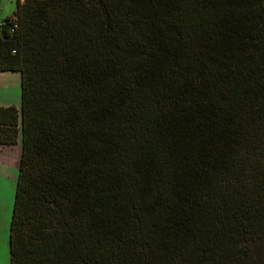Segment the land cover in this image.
I'll return each instance as SVG.
<instances>
[{
	"label": "trees",
	"instance_id": "trees-1",
	"mask_svg": "<svg viewBox=\"0 0 264 264\" xmlns=\"http://www.w3.org/2000/svg\"><path fill=\"white\" fill-rule=\"evenodd\" d=\"M5 71L9 264H256L264 0H16Z\"/></svg>",
	"mask_w": 264,
	"mask_h": 264
},
{
	"label": "rangeland",
	"instance_id": "rangeland-1",
	"mask_svg": "<svg viewBox=\"0 0 264 264\" xmlns=\"http://www.w3.org/2000/svg\"><path fill=\"white\" fill-rule=\"evenodd\" d=\"M24 1V0H21ZM16 9V0H0V23L2 21L13 14ZM8 75L6 77L0 78V98H5L7 102H12L13 104L19 108L20 105V74L13 73V71H7V73H3ZM7 77H9L7 81ZM20 140V133L18 132L16 142ZM18 171V170H17ZM17 174L16 179L6 178L7 182H3L0 180V197L1 199V210H0V240L2 248L0 249V253L4 255L7 253V259L9 264V247H8V235H9V225L12 214V206L17 182ZM8 175L6 174V169H0V178H3ZM0 245V247H1ZM7 246V247H6ZM256 264H260L262 257L264 256V243H259L256 245ZM7 248V251L6 249Z\"/></svg>",
	"mask_w": 264,
	"mask_h": 264
},
{
	"label": "crops",
	"instance_id": "crops-1",
	"mask_svg": "<svg viewBox=\"0 0 264 264\" xmlns=\"http://www.w3.org/2000/svg\"><path fill=\"white\" fill-rule=\"evenodd\" d=\"M3 73H7V71L0 72V78L8 76ZM6 79L8 81L9 77H7ZM10 103L12 102H7L5 98H0V105L7 106V105H10ZM20 154H21L20 141H18L17 143H13V144L0 143V169L5 168L6 174L8 175V177L5 176L3 178H0V180L3 181L4 183L8 181L6 180V178H11V179L13 178V180L16 179V173L18 172L17 170H18L19 161H20ZM1 199H2V196L0 197V204H1ZM0 210H1V207H0ZM0 245H1V240H0ZM1 248H2V245L0 249ZM5 249L7 251V248ZM7 257H8L7 253L5 255L3 253H0V264H8Z\"/></svg>",
	"mask_w": 264,
	"mask_h": 264
}]
</instances>
